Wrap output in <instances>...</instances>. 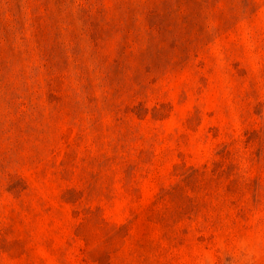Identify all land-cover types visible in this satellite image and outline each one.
Listing matches in <instances>:
<instances>
[{"label":"rangeland","instance_id":"374dc122","mask_svg":"<svg viewBox=\"0 0 264 264\" xmlns=\"http://www.w3.org/2000/svg\"><path fill=\"white\" fill-rule=\"evenodd\" d=\"M0 264H264V0H0Z\"/></svg>","mask_w":264,"mask_h":264}]
</instances>
